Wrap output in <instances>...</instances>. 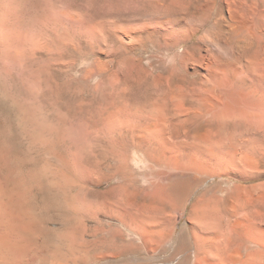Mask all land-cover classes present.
Masks as SVG:
<instances>
[{
	"label": "rangeland",
	"instance_id": "374dc122",
	"mask_svg": "<svg viewBox=\"0 0 264 264\" xmlns=\"http://www.w3.org/2000/svg\"><path fill=\"white\" fill-rule=\"evenodd\" d=\"M87 8L79 0H0V146L19 157L12 174L47 230L35 237V264H74L71 244L75 264H238L239 251L255 262L250 240L264 234L252 221L264 207L251 197L263 190L264 164L248 169L245 158L261 159L263 144L224 125L217 106L163 100L171 89L203 95L204 70L144 36L135 48L122 44L106 18L114 42L105 43ZM65 26L81 40L59 58ZM236 220L249 240L240 248L227 228Z\"/></svg>",
	"mask_w": 264,
	"mask_h": 264
},
{
	"label": "bare ground",
	"instance_id": "6f19581e",
	"mask_svg": "<svg viewBox=\"0 0 264 264\" xmlns=\"http://www.w3.org/2000/svg\"><path fill=\"white\" fill-rule=\"evenodd\" d=\"M79 4L85 7L88 6L87 9H91L89 21L94 29L93 33L95 32L97 36L100 35L105 43L114 42L112 36L107 35H111L113 32L114 37L117 36L122 44L135 48L138 43L136 36H144L148 40L160 42L166 48H172L174 56L179 59L183 66L186 67V65L193 63L194 66L202 68L205 73L202 76L203 81L200 83L201 87L199 89H202L203 95L193 94L191 92L194 90L191 89V92L184 89L187 91H183L184 93H181L182 90L174 93L171 89L166 91L165 96L160 94L161 98L163 100L165 98L168 102L177 106L201 104L211 109L217 106L216 109H218V114L224 125L232 123L238 131L247 133L249 137H255V142L260 140V143L263 144L260 146L262 147L261 150L259 149V158L261 159L253 157L254 155H250L252 157L247 155L248 158H245L248 163L246 167L248 169L254 168L257 171L264 164V0H79ZM104 7L108 9L107 12H102L105 10ZM63 14L71 20L75 19L71 11H63ZM105 18L112 22L111 25L109 24V28L112 27L113 29L112 32L110 31L107 34L105 30L107 32L109 28L103 27ZM136 20L141 21V24L129 28L118 27L119 22ZM70 24L72 26V23ZM93 29H90L91 32ZM65 30L67 41L64 42L63 35L58 36V39H61V45L57 47L59 58L67 55L68 49L76 51L78 49L76 44L81 40L78 35L70 34L66 26ZM86 40L88 39L86 38ZM243 132L239 133L243 135ZM134 147H136V144ZM16 157L13 150L7 147L2 149L0 146V264H35L37 259H40L35 237L42 238L47 230L40 221L32 217L29 201L27 200L30 199L28 198L29 191L25 189L26 187L23 188L12 174V167L19 158ZM250 166L251 168H249ZM262 171L257 172L259 173L258 179H264V171ZM58 173L60 172L58 171ZM61 175L63 176V174ZM24 177H21V179L25 180ZM69 179L72 180V176ZM72 182L69 184L72 185ZM261 187L263 190L259 191L257 189L255 192L252 190L255 197L250 199L251 203L257 202L264 207V186ZM188 192L182 199L184 204L189 200L191 191ZM199 202H202V199H199L197 203ZM221 221V224L224 223L223 220ZM252 222H258L257 225L260 226V229H263L261 231L264 234V214L258 216ZM228 226L230 232L238 234L240 239L244 237L242 229L245 226L243 222L236 220ZM259 226H257L258 229ZM253 227L254 225L251 228ZM67 229L64 228L65 231ZM248 229L250 230V227ZM254 230L256 232V229ZM223 231L229 233L227 230ZM261 231L259 235H262L260 234ZM248 234L250 232L246 233V236ZM226 235L225 232L222 235V237L224 236L222 238L224 244L228 243L229 239L228 236L225 238ZM252 235L248 236L253 238ZM224 238L226 241H224ZM255 238L250 240V244L258 250L256 253L259 256L253 263L264 264V240H256ZM246 241H249L248 238L247 240L241 239L238 247L245 245ZM69 248L72 255L71 262L75 264L77 248L74 244H71ZM240 255H242V252L239 251L236 262L243 264L245 259L242 260L243 258ZM251 255L248 251L249 257L246 256L247 259L252 257Z\"/></svg>",
	"mask_w": 264,
	"mask_h": 264
}]
</instances>
